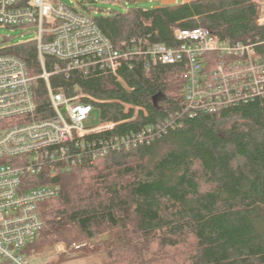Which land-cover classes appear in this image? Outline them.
Listing matches in <instances>:
<instances>
[{"label":"trees","instance_id":"1","mask_svg":"<svg viewBox=\"0 0 264 264\" xmlns=\"http://www.w3.org/2000/svg\"><path fill=\"white\" fill-rule=\"evenodd\" d=\"M258 16L254 0H180L91 17L116 48L132 38L174 48L176 29L200 27L221 40L264 47ZM0 54L26 63L37 78L38 117L52 116L36 40L4 46ZM45 62L48 71L58 63L50 56ZM183 71L182 63L147 70L135 58L119 71L124 83L99 69L50 78L68 97L77 88L93 97L100 122L117 124L88 138L96 148L143 131L147 140L134 139L94 162L87 157L54 179L60 194L39 204L44 225L24 249L27 258L64 244L80 246L72 251L82 256L101 245L103 264H264V98L189 116ZM72 259L62 255L47 264Z\"/></svg>","mask_w":264,"mask_h":264},{"label":"built area","instance_id":"2","mask_svg":"<svg viewBox=\"0 0 264 264\" xmlns=\"http://www.w3.org/2000/svg\"><path fill=\"white\" fill-rule=\"evenodd\" d=\"M254 2L259 14L256 24L264 26V0ZM0 25L37 28L40 78L47 83L53 110L50 117H38L37 78L29 75L23 60L0 54V262L33 264L23 251L44 225L39 204L60 194L54 179L87 157L94 162L108 150L128 147L134 139L147 140L143 131L136 137H115L96 148L88 138L112 131L117 124L86 127L97 101L78 88L73 97L52 88L53 75L68 77L73 70L89 75L99 69L124 83L119 71L135 58L143 60L147 70L182 63L184 112L189 116L264 98V47L251 39L221 40L200 27L176 29L174 48L143 38L116 48L91 16L49 0H0ZM48 56L58 61L51 71L45 62ZM124 108L126 113L131 110L129 105ZM134 111L137 114L139 109Z\"/></svg>","mask_w":264,"mask_h":264},{"label":"rangeland","instance_id":"3","mask_svg":"<svg viewBox=\"0 0 264 264\" xmlns=\"http://www.w3.org/2000/svg\"><path fill=\"white\" fill-rule=\"evenodd\" d=\"M54 4H64L69 6L84 15H91L93 17L100 13H110L111 11L125 12L129 8L141 7L144 9H150L158 7L164 0H143L142 2H134V0H49ZM180 0H177L179 3ZM38 37L37 28L34 26L27 27H6L0 25V48L7 45H14L30 40H36ZM4 43V44H3ZM100 122V114L97 108H93L89 114L88 119L85 121L86 127H92L98 125ZM80 249V246L75 245L72 248H68L64 244H57L52 248H47L45 253L38 254L30 260L33 264H47L56 261L60 256L73 258L63 264H103L108 261L106 252L102 249L101 245H96L93 254H83L80 250L77 252L72 249ZM81 255V256H80Z\"/></svg>","mask_w":264,"mask_h":264},{"label":"water","instance_id":"4","mask_svg":"<svg viewBox=\"0 0 264 264\" xmlns=\"http://www.w3.org/2000/svg\"><path fill=\"white\" fill-rule=\"evenodd\" d=\"M143 0H134V2H142ZM188 1V0H183ZM177 3V0H164L160 6L174 5Z\"/></svg>","mask_w":264,"mask_h":264}]
</instances>
